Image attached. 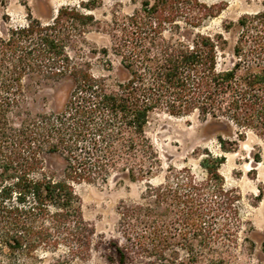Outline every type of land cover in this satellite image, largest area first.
Returning a JSON list of instances; mask_svg holds the SVG:
<instances>
[{
	"label": "trees",
	"instance_id": "16d2710c",
	"mask_svg": "<svg viewBox=\"0 0 264 264\" xmlns=\"http://www.w3.org/2000/svg\"><path fill=\"white\" fill-rule=\"evenodd\" d=\"M198 3L141 0L113 18L110 46L101 50L118 57L122 74L112 84L67 53L94 21L90 13L60 6L49 21L29 16L0 34V264H40L39 253L60 249L55 264L87 260L99 246L111 264H238V196L223 185L224 155L200 158L201 181L172 168L162 183H146L150 201L121 203V239L107 243H94L73 185L149 180L160 165L146 130L155 112L221 120L239 139L249 132L252 161L264 163V0L263 9L233 24L228 60L224 35L202 31L211 13ZM24 76L69 77L73 87L59 110L27 114L14 126ZM218 141L225 152L237 145ZM44 153L61 156L62 178L43 170Z\"/></svg>",
	"mask_w": 264,
	"mask_h": 264
},
{
	"label": "rangeland",
	"instance_id": "374dc122",
	"mask_svg": "<svg viewBox=\"0 0 264 264\" xmlns=\"http://www.w3.org/2000/svg\"><path fill=\"white\" fill-rule=\"evenodd\" d=\"M141 0H93L95 5L85 8L87 0H2L0 5V34L7 28L24 25L29 16L42 22L49 21L60 6L76 7L93 16L83 32L76 35L67 53L72 59H83L90 64L94 76H104L108 84L121 76L118 57L108 50L107 56L102 48H109V26L113 18L130 14ZM200 10L211 13L203 18L202 31L222 33L228 40L225 49L229 59V47L235 37L233 25L243 14H251L263 9V0H197ZM90 3V2H89ZM91 4V3H90ZM225 25H229L227 31ZM22 101L12 114L11 121L17 126L22 118L40 112L59 110L70 90L73 81L69 77L57 81L24 76L21 81ZM147 134L157 151L160 165L147 181H130L111 177L106 182L74 183L80 197L84 220L94 228L93 241L107 243L120 240L118 228L119 206L121 203H144L150 201L146 195V183L156 186L164 181L170 170L187 169L196 181L205 177L199 165L206 152L224 155L225 160L219 168L226 189H233L238 196L239 230L238 246L233 254L238 264H256L264 258L260 241L264 237V163L251 158L252 146L256 142L247 132L242 139L237 130L228 127L221 120H201L196 115L172 116L163 112L153 113L147 124ZM218 137L237 142L233 151L225 152L219 147ZM228 146V144H225ZM43 170L54 178H62L64 162L58 154H42ZM247 248V249H245ZM108 250L98 247L91 251L87 260L75 259L64 264H111L103 254ZM63 250L56 253H39L40 264H55Z\"/></svg>",
	"mask_w": 264,
	"mask_h": 264
}]
</instances>
